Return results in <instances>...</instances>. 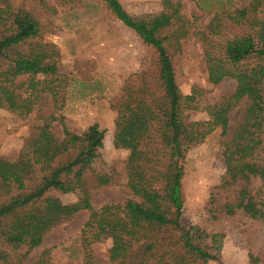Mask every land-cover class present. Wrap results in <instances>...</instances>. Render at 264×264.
I'll list each match as a JSON object with an SVG mask.
<instances>
[{"label": "trees", "instance_id": "obj_1", "mask_svg": "<svg viewBox=\"0 0 264 264\" xmlns=\"http://www.w3.org/2000/svg\"><path fill=\"white\" fill-rule=\"evenodd\" d=\"M108 11L134 30L158 53L156 82L161 96L145 87H123L117 101L114 144L129 149L124 203L94 208L89 192L112 183L106 171L90 166L101 156L106 130L92 123L81 133L51 129L55 113L43 119L28 137V158L21 164L0 160V264H54L50 249L25 263L44 234L82 210L89 211L80 230L83 264H206L220 262L225 225L240 214L264 226V0L243 8L210 10L203 30L196 32L203 49L208 81L234 84L230 94L214 101L192 87L182 94L176 83L170 49H179L192 22L181 13L180 1L161 0L157 13L131 15L119 0H103ZM206 9V8H204ZM38 20L28 11L0 0V107L21 117L36 111L46 97H62L66 80L57 73L55 46L36 41ZM178 51V50H175ZM131 86V87H130ZM246 105L229 139L223 143L225 172L219 188L241 181L237 197L215 207L211 196L201 223L181 222L183 198L181 151L199 144L215 128L226 133L229 112L243 99ZM187 111L206 112L190 120ZM84 191L79 202L64 203L58 193ZM226 222V224H225ZM247 237L249 264H264V246ZM110 239L106 261L91 245Z\"/></svg>", "mask_w": 264, "mask_h": 264}, {"label": "rangeland", "instance_id": "obj_2", "mask_svg": "<svg viewBox=\"0 0 264 264\" xmlns=\"http://www.w3.org/2000/svg\"><path fill=\"white\" fill-rule=\"evenodd\" d=\"M131 15L157 13L162 9L161 0H119ZM178 1V0H173ZM181 13L191 22L189 35L181 39L179 49H170L176 83L182 94L192 87L204 90V98L214 101L233 91L234 84L227 80L219 85L208 81L203 60V49L196 32L203 30L210 10L243 8L249 0H179ZM15 9L31 13L39 22L41 34L36 41L54 44L57 75L66 80L60 86L62 97H46L38 109L21 117L0 107V160L21 164L28 158V137L42 124V116L55 113L52 131L62 136L63 127L81 133L92 123L106 130L100 159L93 163V171H106L113 180L89 192L94 208L106 203H124L131 194L126 186V162L129 149L114 144L116 103L124 95L126 84L134 88L145 87L147 93L161 96L157 74L158 53L145 43L131 28L124 25L108 11L103 0H10ZM206 8V9H204ZM178 50V51H175ZM130 86V87H131ZM246 105L243 98L228 114L226 133L215 128L203 142L184 147L181 151L183 225L201 223L206 216V206L212 196L219 207L238 196L242 182L221 189L219 184L225 172L223 143L230 138ZM190 120L208 118L203 111H187ZM41 116V117H40ZM64 203L79 202L84 196L81 188L58 193ZM89 211L82 209L74 217L47 231L41 243L31 249L25 263L36 260L43 250L50 249L54 264H83L80 230ZM226 224V222H225ZM264 246V226L252 225L238 214L231 225H225V237L220 262L206 264H249L247 237L244 230ZM111 247L110 239L91 245L97 259L106 261ZM113 264V263H111ZM199 264V263H194Z\"/></svg>", "mask_w": 264, "mask_h": 264}]
</instances>
